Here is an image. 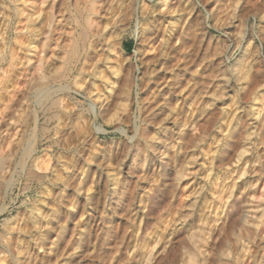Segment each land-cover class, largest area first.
<instances>
[{"label":"rangeland","instance_id":"rangeland-1","mask_svg":"<svg viewBox=\"0 0 264 264\" xmlns=\"http://www.w3.org/2000/svg\"><path fill=\"white\" fill-rule=\"evenodd\" d=\"M92 1L10 3L0 264H264V0Z\"/></svg>","mask_w":264,"mask_h":264},{"label":"bare ground","instance_id":"bare-ground-1","mask_svg":"<svg viewBox=\"0 0 264 264\" xmlns=\"http://www.w3.org/2000/svg\"><path fill=\"white\" fill-rule=\"evenodd\" d=\"M82 1V0H81ZM12 2V0H5L4 2V9H0V40H2L3 42L2 43V46L0 47V58L3 59L5 54H4V49L6 48V45L9 41V34H10V28L12 26V21L13 19H18V23L21 21V18H23V20H26V22L22 25L21 28H25L26 29V32H32L33 31V28L31 29L30 28V22L33 23L32 21V17L27 13L25 16H23V13L24 11H22L21 9H11L12 7L10 6V3ZM80 0H75V7L77 9H79V3ZM84 6V13L87 15L86 18H87V27L90 28L93 24V19L92 17H90L91 15H95L97 14L98 12V6L95 5L94 1L92 0H88V3L83 5ZM74 7V6H73ZM43 10V9H42ZM76 11V10H75ZM83 13V10L81 11ZM44 17L46 19V21L48 22L47 23V30L45 31V35H42V36H45L44 39L47 40V37H48V33H51V17H52V12H49V11H45L44 13ZM39 15V14H38ZM23 16V17H22ZM15 17V18H14ZM40 17V16H39ZM38 17V18H39ZM1 18L3 19L1 21ZM38 20V19H37ZM45 21V20H44ZM43 21V22H44ZM35 23V22H34ZM98 25V24H97ZM42 26V25H41ZM86 26V25H85ZM45 27V26H44ZM43 27V28H44ZM87 27L84 28V32L85 35L88 31ZM40 29V28H39ZM55 29V28H54ZM22 30V29H21ZM41 31V34H44V32L42 31V29H40ZM35 31V30H34ZM137 32V31H136ZM5 34V35H4ZM40 34V33H39ZM137 34V33H136ZM50 35V34H49ZM138 35V34H137ZM20 36V35H19ZM29 36V35H28ZM82 36V35H81ZM26 35L23 34V37L22 39L20 40V38H15V42L20 45V44H23L25 43L27 40H26ZM25 40H24V39ZM23 40V41H22ZM25 41V42H24ZM14 42V43H15ZM12 44V43H11ZM32 44V41H28V44ZM45 42L43 40V43L42 45L39 47L38 49V52H36V62H37V66L39 67V69H42V64L44 63L43 62V57L41 55V53L44 52L45 50ZM38 45H35L34 47H36ZM76 44L73 43V45L71 46V51L70 53H68V55H71L73 53L76 52ZM30 47V46H29ZM15 49V48H14ZM14 49H12L10 51V62H11V65H14L15 64V59L17 58V53H15ZM64 49V48H63ZM6 51V49H5ZM17 55V56H16ZM19 57V56H18ZM31 58H29L30 60ZM67 61V60H65ZM63 62L64 63V66H62V72L64 73V70H65V65H66V62ZM2 62V61H1ZM17 65V64H16ZM81 66V65H80ZM16 67V66H14ZM85 67V66H84ZM7 68V67H6ZM11 68V67H10ZM69 68V67H68ZM17 69V68H16ZM54 69V68H53ZM8 70V69H7ZM7 70H4L3 73H7ZM12 70V69H11ZM53 71V70H52ZM10 72V71H9ZM104 75V74H103ZM29 78V77H28ZM31 80V79H30ZM22 83V82H21ZM5 84V83H4ZM23 84V83H22ZM14 85V84H13ZM23 86V85H22ZM10 92V91H9ZM107 96V95H106ZM62 106V105H61ZM6 107V106H5ZM24 107V106H23ZM64 108V107H63ZM80 124V123H79ZM3 166V165H2ZM60 178V177H59ZM221 191V190H220ZM214 192V191H213ZM219 197H221L220 195V192H219ZM193 217V213L190 215V218L189 220H191ZM261 221V218L260 217H256V221L255 222H252L251 224L254 225L255 227L258 226V222ZM199 226L197 229L195 230H190L186 239H185V250H184V253H185V258L187 259L186 260V263L185 264H194L196 262V256L198 254H201L202 256L200 257V263L197 262V264H209V260L203 255V251H202V248L207 246L208 244V238L210 237V229L208 228L210 223L212 222V220L210 221V219H208V216H205V215H202L200 218H199ZM190 226V225H189ZM209 230V231H208ZM210 243V242H209ZM149 245V244H148ZM197 254V255H196ZM229 254V253H228ZM233 256V255H232ZM175 257V255L173 256ZM199 258V257H198ZM233 261L235 262H238V258L237 257H231ZM240 259V258H239ZM239 262H242L239 261Z\"/></svg>","mask_w":264,"mask_h":264}]
</instances>
